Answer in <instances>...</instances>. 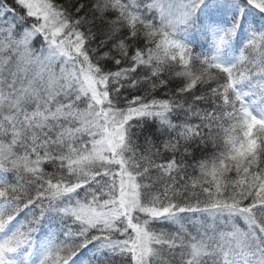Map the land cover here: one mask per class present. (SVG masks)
<instances>
[{
    "label": "snow or ice",
    "instance_id": "6c2138e0",
    "mask_svg": "<svg viewBox=\"0 0 264 264\" xmlns=\"http://www.w3.org/2000/svg\"><path fill=\"white\" fill-rule=\"evenodd\" d=\"M0 264H264V0H0Z\"/></svg>",
    "mask_w": 264,
    "mask_h": 264
},
{
    "label": "trees",
    "instance_id": "16d2710c",
    "mask_svg": "<svg viewBox=\"0 0 264 264\" xmlns=\"http://www.w3.org/2000/svg\"><path fill=\"white\" fill-rule=\"evenodd\" d=\"M159 227H162V228H167V229H169V230H174V229L172 228V226H170V225H167V224H164V225H159Z\"/></svg>",
    "mask_w": 264,
    "mask_h": 264
}]
</instances>
